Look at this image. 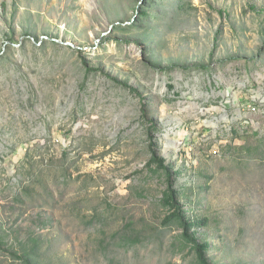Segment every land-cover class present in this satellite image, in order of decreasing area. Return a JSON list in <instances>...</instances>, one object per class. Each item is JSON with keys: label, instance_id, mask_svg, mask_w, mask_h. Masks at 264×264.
I'll use <instances>...</instances> for the list:
<instances>
[{"label": "rangeland", "instance_id": "374dc122", "mask_svg": "<svg viewBox=\"0 0 264 264\" xmlns=\"http://www.w3.org/2000/svg\"><path fill=\"white\" fill-rule=\"evenodd\" d=\"M149 121L211 264H264V0H0V264H195Z\"/></svg>", "mask_w": 264, "mask_h": 264}, {"label": "trees", "instance_id": "16d2710c", "mask_svg": "<svg viewBox=\"0 0 264 264\" xmlns=\"http://www.w3.org/2000/svg\"><path fill=\"white\" fill-rule=\"evenodd\" d=\"M128 87V86H127ZM173 85H169V89H173ZM130 88V87H128ZM133 92L134 89L130 88ZM148 138H149V159L145 164L144 168L152 175L159 177L160 180L165 183L166 188L162 193V197L159 200V205L165 211V217L161 224L166 227L176 226L180 229V235L176 238L179 241L178 252L183 254L188 250V254H193L195 257V264H211V260L208 258V253L211 250V243L208 240H200L197 236L198 229H204L208 225L207 217H190L188 213L191 211L188 208L183 198H187V194L184 189L177 187V180L180 176L181 171L175 170L173 164H168L166 159L160 156L158 153V141L156 140V133L158 131L157 126L153 122H148ZM236 147L229 146L228 151ZM244 148V147H242ZM240 149V148H238ZM143 169L136 171L140 173ZM184 190V191H183ZM19 199L18 195L15 196ZM131 239V240H130ZM125 244H131L141 241L138 237L122 239ZM4 241L0 236V246L3 245ZM22 263L23 264H37V252L35 247L32 250H28L27 246H22ZM12 256L17 257L16 252H11Z\"/></svg>", "mask_w": 264, "mask_h": 264}, {"label": "built area", "instance_id": "2783aa9c", "mask_svg": "<svg viewBox=\"0 0 264 264\" xmlns=\"http://www.w3.org/2000/svg\"><path fill=\"white\" fill-rule=\"evenodd\" d=\"M242 111L244 113V116L239 115V118L236 120V126L233 129L231 127V132L233 133L232 137H238L240 133H244L245 130L243 128H245L244 126L245 124L247 125L246 128H248L249 126L255 125V121L248 118V116H245V114L247 115L258 114L260 113V108L258 107L256 103L254 104L246 103L242 106ZM184 141H185L184 147H186L188 151H191L192 150V146H191L192 144L190 142L191 139L185 136ZM210 155L217 157L220 155V151L218 149H212L210 151Z\"/></svg>", "mask_w": 264, "mask_h": 264}]
</instances>
